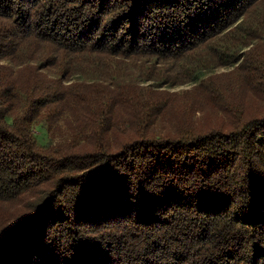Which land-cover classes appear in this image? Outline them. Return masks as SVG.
<instances>
[{
    "label": "trees",
    "instance_id": "16d2710c",
    "mask_svg": "<svg viewBox=\"0 0 264 264\" xmlns=\"http://www.w3.org/2000/svg\"><path fill=\"white\" fill-rule=\"evenodd\" d=\"M0 264H264V0H0Z\"/></svg>",
    "mask_w": 264,
    "mask_h": 264
},
{
    "label": "rangeland",
    "instance_id": "374dc122",
    "mask_svg": "<svg viewBox=\"0 0 264 264\" xmlns=\"http://www.w3.org/2000/svg\"><path fill=\"white\" fill-rule=\"evenodd\" d=\"M57 125H59V127L50 126L49 130H47V133H42L43 130L41 125L39 121H36L34 123V128L40 136H44L47 139V141H45L47 143H58L68 140L72 137L71 130L69 129L68 125L65 124L64 120L59 121Z\"/></svg>",
    "mask_w": 264,
    "mask_h": 264
}]
</instances>
